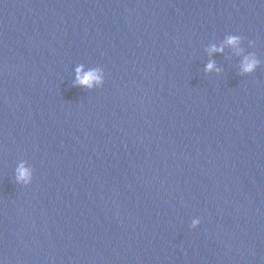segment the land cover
<instances>
[{"label": "water", "instance_id": "obj_1", "mask_svg": "<svg viewBox=\"0 0 264 264\" xmlns=\"http://www.w3.org/2000/svg\"><path fill=\"white\" fill-rule=\"evenodd\" d=\"M0 264H264V202L136 103L0 27Z\"/></svg>", "mask_w": 264, "mask_h": 264}]
</instances>
